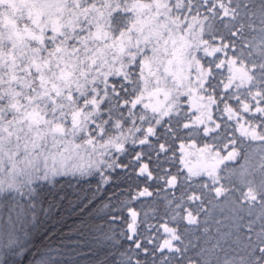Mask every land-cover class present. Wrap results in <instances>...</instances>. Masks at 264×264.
I'll return each instance as SVG.
<instances>
[{"label": "snow or ice", "instance_id": "1", "mask_svg": "<svg viewBox=\"0 0 264 264\" xmlns=\"http://www.w3.org/2000/svg\"><path fill=\"white\" fill-rule=\"evenodd\" d=\"M0 264H264V0H0Z\"/></svg>", "mask_w": 264, "mask_h": 264}, {"label": "trees", "instance_id": "2", "mask_svg": "<svg viewBox=\"0 0 264 264\" xmlns=\"http://www.w3.org/2000/svg\"><path fill=\"white\" fill-rule=\"evenodd\" d=\"M143 211L147 212L149 214V216L154 215L152 206L148 205L147 201L145 202V206L143 208ZM84 219H87V216H84ZM80 225V216L78 213H74L71 216L68 215H64V227H63V231L65 234L69 233V228H75L77 226ZM213 231H215V226L212 225ZM57 233H59V229H57ZM190 239L192 240L193 243H197V242H202L200 240V236L199 234L196 235H191ZM187 243V241H186Z\"/></svg>", "mask_w": 264, "mask_h": 264}]
</instances>
